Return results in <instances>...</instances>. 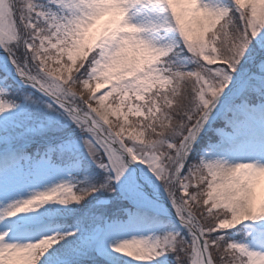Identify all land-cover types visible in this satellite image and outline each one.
I'll return each mask as SVG.
<instances>
[{
  "label": "snow or ice",
  "instance_id": "snow-or-ice-1",
  "mask_svg": "<svg viewBox=\"0 0 264 264\" xmlns=\"http://www.w3.org/2000/svg\"><path fill=\"white\" fill-rule=\"evenodd\" d=\"M221 97L264 0H0V264H264V163L193 151Z\"/></svg>",
  "mask_w": 264,
  "mask_h": 264
},
{
  "label": "rangeland",
  "instance_id": "rangeland-1",
  "mask_svg": "<svg viewBox=\"0 0 264 264\" xmlns=\"http://www.w3.org/2000/svg\"><path fill=\"white\" fill-rule=\"evenodd\" d=\"M253 98L258 100L244 104L231 100L225 104L216 117L222 122L216 130L217 139H209L195 147L193 151L197 157L221 159L230 164L264 163V97Z\"/></svg>",
  "mask_w": 264,
  "mask_h": 264
},
{
  "label": "bare ground",
  "instance_id": "bare-ground-1",
  "mask_svg": "<svg viewBox=\"0 0 264 264\" xmlns=\"http://www.w3.org/2000/svg\"><path fill=\"white\" fill-rule=\"evenodd\" d=\"M231 100L227 99L226 97H221L219 103L217 104V106L213 109L212 113L210 114V122L205 126V128H207L212 121L219 116V114L221 113V109L225 106L224 104L229 103ZM224 105V106H221Z\"/></svg>",
  "mask_w": 264,
  "mask_h": 264
},
{
  "label": "trees",
  "instance_id": "trees-1",
  "mask_svg": "<svg viewBox=\"0 0 264 264\" xmlns=\"http://www.w3.org/2000/svg\"><path fill=\"white\" fill-rule=\"evenodd\" d=\"M253 99V98H252ZM213 133V132H212ZM208 136H206L205 138H204V140L207 138Z\"/></svg>",
  "mask_w": 264,
  "mask_h": 264
}]
</instances>
